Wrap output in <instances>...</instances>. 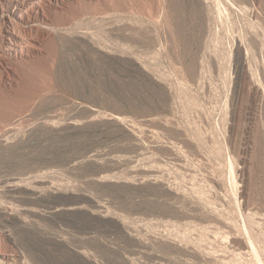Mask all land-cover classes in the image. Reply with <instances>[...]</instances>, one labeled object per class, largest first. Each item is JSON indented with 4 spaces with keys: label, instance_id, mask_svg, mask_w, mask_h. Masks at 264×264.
<instances>
[{
    "label": "rangeland",
    "instance_id": "374dc122",
    "mask_svg": "<svg viewBox=\"0 0 264 264\" xmlns=\"http://www.w3.org/2000/svg\"><path fill=\"white\" fill-rule=\"evenodd\" d=\"M28 1L0 264H264V0Z\"/></svg>",
    "mask_w": 264,
    "mask_h": 264
},
{
    "label": "bare ground",
    "instance_id": "6f19581e",
    "mask_svg": "<svg viewBox=\"0 0 264 264\" xmlns=\"http://www.w3.org/2000/svg\"><path fill=\"white\" fill-rule=\"evenodd\" d=\"M30 1V0H29ZM28 1V2H29ZM38 1H40V0H32V4L33 5H35V4H38ZM47 1V0H46ZM45 1V2H46ZM50 1H52V0H50ZM26 2V1H25ZM5 4H7V5H13L15 8H17V6H18V4H19V0H0V13L2 14V15H5L4 14V6H5ZM44 4V3H43ZM47 4V3H46ZM30 5V4H29ZM40 6V5H39ZM13 7V8H14ZM44 8V7H43ZM42 8V9H43ZM6 9V8H5ZM7 9H9V8H7ZM33 9V8H32ZM26 10H27V8H26ZM28 11V10H27ZM34 13V12H33ZM33 13H32V15H33ZM37 13V12H36ZM12 15H13V13H12ZM12 15H7V16H5L4 18L7 20V22H6V20L5 21H3L2 20V22H6V23H8V24H12L16 29H18L19 27H18V25H19V23H17L15 20L16 19H14L13 17H12ZM20 15H22V14H20ZM29 15H30V12H29ZM3 17H2V19H4ZM18 19V18H17ZM1 22V21H0ZM7 24V26H9ZM15 24H16V26H15ZM18 24V25H17ZM2 25V24H1ZM11 26V25H10ZM29 26V25H28ZM1 27V26H0ZM13 27V28H14ZM32 27V26H31ZM13 28H10V29H8V32L5 34L6 36H7V38H6V40L8 39L9 41H11L13 44L12 45H10V42L8 43H5V41L3 40V45H0V59H9V55H11V53H19V50L16 48L17 46L14 44V36L13 35H11L12 33H13V31H15ZM21 28V27H20ZM23 28V27H22ZM13 29V30H12ZM7 30V29H6ZM4 34V33H3ZM4 36V35H3ZM3 38V37H2ZM2 40V39H1ZM7 40V41H8ZM0 42V43H1ZM18 50V51H17ZM22 50V49H21ZM14 53V54H15ZM258 75V74H257Z\"/></svg>",
    "mask_w": 264,
    "mask_h": 264
}]
</instances>
